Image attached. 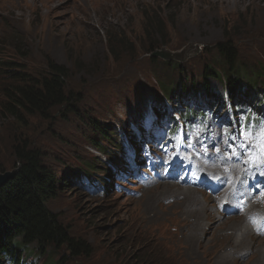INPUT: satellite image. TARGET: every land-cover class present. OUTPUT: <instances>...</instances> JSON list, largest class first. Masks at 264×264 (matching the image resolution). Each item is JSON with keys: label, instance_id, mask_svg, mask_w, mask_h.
Masks as SVG:
<instances>
[{"label": "rangeland", "instance_id": "obj_1", "mask_svg": "<svg viewBox=\"0 0 264 264\" xmlns=\"http://www.w3.org/2000/svg\"><path fill=\"white\" fill-rule=\"evenodd\" d=\"M223 38L235 45L237 62L247 70L236 73L239 80L259 78V99L264 94V0H0V49L10 57L22 49L21 56L9 60L17 63L23 77L47 75L48 64L63 66L64 93L72 96L45 115L15 107L11 113L0 86V175L15 171L19 146L35 151L59 179L48 208L91 250L89 255L73 256L63 247H47L43 253L30 246L31 264H207L217 220L206 223L204 230L211 225L202 241L192 238L195 228L186 230V220L176 212L182 204L167 205L174 198L168 191L163 195L162 186L185 181L181 187L197 189L204 203L210 184L197 185L198 156L212 144L220 150L224 145L230 153L238 150L225 141L226 120L212 123L205 141L194 134L183 148L168 142L169 123L150 122V100L158 98L167 111L184 110L187 103L178 85L189 86L191 79V87L202 84V73L209 67L225 73L228 66L216 50ZM154 52L177 53L179 60L153 57ZM2 71L0 85L8 84L12 91L14 79ZM177 81L172 102H166L159 88L169 91ZM208 81L218 94L227 86L224 79ZM198 87L197 96L191 97L197 105L207 95ZM139 108L138 124L134 114ZM219 109L224 112L221 105ZM246 109L241 138L264 144V118L259 123ZM93 123L110 131L120 146L101 139ZM135 132L139 136L133 150L123 135L134 146ZM97 146L106 152H98ZM253 158L254 154L250 162ZM87 165L90 172L110 174L105 195L70 182V175ZM132 177L136 182L121 190L115 186ZM181 192L175 190L177 197ZM175 226L178 231L172 229ZM188 234L192 235L185 238ZM251 253L241 261L252 264Z\"/></svg>", "mask_w": 264, "mask_h": 264}, {"label": "trees", "instance_id": "obj_2", "mask_svg": "<svg viewBox=\"0 0 264 264\" xmlns=\"http://www.w3.org/2000/svg\"><path fill=\"white\" fill-rule=\"evenodd\" d=\"M221 41L216 44V50L228 66L224 69L223 79L233 97L238 88L239 76L236 73L247 70L237 62L235 45L226 41V38ZM20 52L22 49H19V53L15 52L14 57L21 56ZM7 53L5 48L0 49V71H8L15 83L12 91L7 90L8 84L0 85L4 87L1 94L8 101V112L13 113L15 107L31 114L45 115L53 105H61L72 99V96L64 93L63 66L48 64L47 75L23 77L18 73L17 63L9 60L14 57L7 56ZM212 77L219 79L220 73L210 67L203 71L202 84L206 90L210 88L208 80ZM254 78L250 76L247 80L255 84ZM160 90L165 94L168 92L164 87H160ZM93 125L97 128L96 132L103 134L100 126L95 123ZM105 141H110L108 136H105ZM19 147L15 151V175L0 187V258L17 259L20 248L27 245H35L39 249L50 247L54 250L63 247L73 256L89 255V245L75 237L69 227L60 222L58 215L48 208V202L55 197L58 189V177L40 161L35 151Z\"/></svg>", "mask_w": 264, "mask_h": 264}, {"label": "bare ground", "instance_id": "obj_3", "mask_svg": "<svg viewBox=\"0 0 264 264\" xmlns=\"http://www.w3.org/2000/svg\"><path fill=\"white\" fill-rule=\"evenodd\" d=\"M171 84L176 86L180 83L177 81ZM200 85L203 87L202 91H206L204 84L197 83L194 87ZM190 88L191 81L189 86H186L187 90ZM239 109L235 110L237 116ZM195 167L209 176L213 192L217 194L225 192L224 195H229L232 209L230 214L223 209L217 194L210 195L208 199L203 197L206 201L202 203L199 201L202 197H198L197 189L181 187L186 184L185 181L177 180L174 184L164 185L161 191H164L163 195L168 191L174 198L167 202V205L176 204L178 207L182 204L183 208H178L176 212L186 220V230L195 228L192 238L202 241L211 225L204 230L206 223L213 219L217 220L212 229L214 235L212 242L215 246L209 251L205 249L207 252L205 256L209 257L207 264H246L241 258L249 252H252L254 258L252 264H264V155L260 154L250 162L240 153L227 155L218 151V146L215 149L210 146L201 152ZM137 179L128 178L129 181L121 186L132 184L131 182H136ZM170 186H173V191L170 190ZM179 188L182 192L179 193L181 196L177 197L175 190ZM172 229L179 230L178 226ZM201 241L197 242L205 246Z\"/></svg>", "mask_w": 264, "mask_h": 264}, {"label": "water", "instance_id": "obj_4", "mask_svg": "<svg viewBox=\"0 0 264 264\" xmlns=\"http://www.w3.org/2000/svg\"><path fill=\"white\" fill-rule=\"evenodd\" d=\"M175 55H176V58H175ZM153 57H160V58H163V60L165 58H174V59H178V54L175 53V54H171V56L169 55H165L164 53H161V52H154L152 53ZM15 175V171L13 172H5L3 174L0 175V187L10 178H12L13 176Z\"/></svg>", "mask_w": 264, "mask_h": 264}]
</instances>
